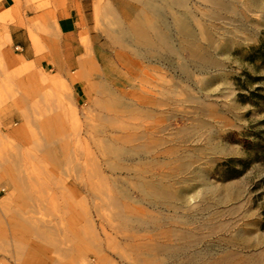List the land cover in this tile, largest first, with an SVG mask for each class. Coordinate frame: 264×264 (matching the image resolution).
<instances>
[{
    "label": "rangeland",
    "instance_id": "obj_1",
    "mask_svg": "<svg viewBox=\"0 0 264 264\" xmlns=\"http://www.w3.org/2000/svg\"><path fill=\"white\" fill-rule=\"evenodd\" d=\"M91 1L0 55V264H264V3Z\"/></svg>",
    "mask_w": 264,
    "mask_h": 264
},
{
    "label": "crops",
    "instance_id": "obj_2",
    "mask_svg": "<svg viewBox=\"0 0 264 264\" xmlns=\"http://www.w3.org/2000/svg\"><path fill=\"white\" fill-rule=\"evenodd\" d=\"M89 3L92 8L91 0H0V55L9 63L8 65L15 69L18 51L32 53L34 45L31 40V25L39 19H46L49 12L59 19L57 23L61 24L64 18L71 16L72 6L83 9L82 4ZM70 37V38H68ZM71 40V35H67ZM66 39H63V41ZM74 41L79 47L78 36H74ZM70 54L66 58L67 64L77 66L78 56ZM7 87L6 82L0 83V92ZM5 113V114H4ZM0 120L5 125L10 121H15L14 116L17 113L12 110H6L0 114ZM14 118V119H13Z\"/></svg>",
    "mask_w": 264,
    "mask_h": 264
},
{
    "label": "bare ground",
    "instance_id": "obj_3",
    "mask_svg": "<svg viewBox=\"0 0 264 264\" xmlns=\"http://www.w3.org/2000/svg\"><path fill=\"white\" fill-rule=\"evenodd\" d=\"M250 2H252V3H250L251 4V8L252 9H257L259 6L263 5L264 0H251ZM93 14H94L95 22L97 23V17H98V7L97 6H94V8H93ZM119 35H120V38H124V36H125L123 33H119ZM14 118L15 119H20V117L18 115L17 116L15 115ZM1 126L4 129V127L6 125H5V123H2Z\"/></svg>",
    "mask_w": 264,
    "mask_h": 264
}]
</instances>
